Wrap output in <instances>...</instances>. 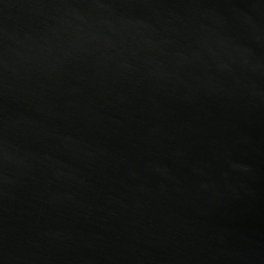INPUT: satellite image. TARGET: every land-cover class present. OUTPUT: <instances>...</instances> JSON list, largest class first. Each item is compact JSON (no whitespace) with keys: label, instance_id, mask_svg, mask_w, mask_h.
I'll return each mask as SVG.
<instances>
[{"label":"water","instance_id":"obj_1","mask_svg":"<svg viewBox=\"0 0 264 264\" xmlns=\"http://www.w3.org/2000/svg\"><path fill=\"white\" fill-rule=\"evenodd\" d=\"M0 264H264V0H0Z\"/></svg>","mask_w":264,"mask_h":264}]
</instances>
